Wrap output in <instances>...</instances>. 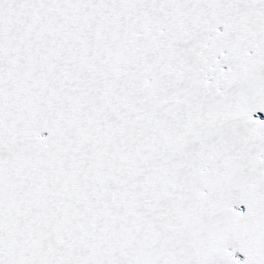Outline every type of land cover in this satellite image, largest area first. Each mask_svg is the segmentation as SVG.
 <instances>
[{
  "label": "snow or ice",
  "instance_id": "snow-or-ice-1",
  "mask_svg": "<svg viewBox=\"0 0 264 264\" xmlns=\"http://www.w3.org/2000/svg\"><path fill=\"white\" fill-rule=\"evenodd\" d=\"M0 264H264V0H0Z\"/></svg>",
  "mask_w": 264,
  "mask_h": 264
}]
</instances>
